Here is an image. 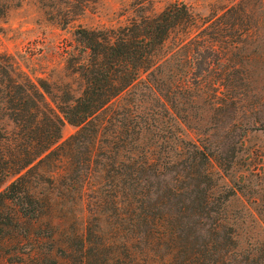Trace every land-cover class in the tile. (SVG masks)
<instances>
[{
	"label": "trees",
	"instance_id": "trees-1",
	"mask_svg": "<svg viewBox=\"0 0 264 264\" xmlns=\"http://www.w3.org/2000/svg\"><path fill=\"white\" fill-rule=\"evenodd\" d=\"M245 4L199 18L174 2L115 28L77 29L65 69L80 94L55 108L43 80L0 54V123L13 126L0 129V246L29 242L28 264L58 253L77 264H264V243L238 250L226 222L233 194L215 185L205 141L183 132L199 101L234 107L231 92L247 89L208 75L227 71L264 24ZM65 123L76 131L60 142Z\"/></svg>",
	"mask_w": 264,
	"mask_h": 264
},
{
	"label": "rangeland",
	"instance_id": "rangeland-1",
	"mask_svg": "<svg viewBox=\"0 0 264 264\" xmlns=\"http://www.w3.org/2000/svg\"><path fill=\"white\" fill-rule=\"evenodd\" d=\"M242 1L253 21H264V0ZM174 2L185 4L199 18H210L241 0H7L9 8L0 17V54L11 58L16 72L35 82L43 80L49 90L45 100L55 108L66 92L74 97L80 94L78 77L65 69L66 50L78 47L77 29L115 28L132 19L157 15ZM227 65L225 72L212 65L208 75L213 80L247 84L246 90L231 92L228 97L236 106L226 105L225 100L222 107L215 108L199 101L185 123L191 129L184 126L183 132L187 139L199 138L210 148L215 185L233 194L226 203L227 225L238 250L255 254L264 243V24L238 44ZM2 128L13 130L8 122L0 123ZM75 131L65 123L60 142ZM72 227L79 229L80 222ZM118 242L122 240L114 244L118 246ZM31 250L29 242L0 246V264H28ZM47 263L77 264L74 254L66 257L60 253Z\"/></svg>",
	"mask_w": 264,
	"mask_h": 264
}]
</instances>
